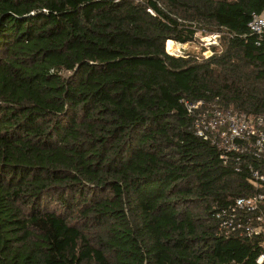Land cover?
I'll return each mask as SVG.
<instances>
[{
  "label": "trees",
  "instance_id": "trees-1",
  "mask_svg": "<svg viewBox=\"0 0 264 264\" xmlns=\"http://www.w3.org/2000/svg\"><path fill=\"white\" fill-rule=\"evenodd\" d=\"M264 0H0V264H257L216 210L263 195L187 104L264 114ZM217 34L210 55L166 51ZM252 162V161H251ZM254 163V162H252Z\"/></svg>",
  "mask_w": 264,
  "mask_h": 264
},
{
  "label": "built area",
  "instance_id": "built-area-1",
  "mask_svg": "<svg viewBox=\"0 0 264 264\" xmlns=\"http://www.w3.org/2000/svg\"><path fill=\"white\" fill-rule=\"evenodd\" d=\"M248 25L253 31L262 32L263 15L253 14ZM209 37V44H217V34ZM210 53L209 50L208 55ZM187 110L195 115L194 134L215 144L223 163L234 159L237 169L248 163L251 182H264V114L242 115L230 109H220L214 104L206 105L202 100L187 104ZM262 199L261 194L238 197L232 204L216 210L215 218L221 232L248 237L264 235V215L259 207ZM261 246L255 260L257 264H264V241Z\"/></svg>",
  "mask_w": 264,
  "mask_h": 264
},
{
  "label": "rangeland",
  "instance_id": "rangeland-1",
  "mask_svg": "<svg viewBox=\"0 0 264 264\" xmlns=\"http://www.w3.org/2000/svg\"><path fill=\"white\" fill-rule=\"evenodd\" d=\"M264 17V12H263ZM198 37L195 42L191 43H176V42H168L166 44V49L173 55H182L184 52L190 51V52H198L201 53L202 49L205 48V52H202L204 56H208L209 49V36L201 35L200 33H197ZM218 36V35H217ZM166 50V51H167ZM167 51V52H168ZM210 55V54H209Z\"/></svg>",
  "mask_w": 264,
  "mask_h": 264
},
{
  "label": "water",
  "instance_id": "water-1",
  "mask_svg": "<svg viewBox=\"0 0 264 264\" xmlns=\"http://www.w3.org/2000/svg\"><path fill=\"white\" fill-rule=\"evenodd\" d=\"M167 50V49H166ZM168 51V50H167ZM168 53H170L169 51H168Z\"/></svg>",
  "mask_w": 264,
  "mask_h": 264
},
{
  "label": "clouds",
  "instance_id": "clouds-1",
  "mask_svg": "<svg viewBox=\"0 0 264 264\" xmlns=\"http://www.w3.org/2000/svg\"><path fill=\"white\" fill-rule=\"evenodd\" d=\"M171 54V53H170Z\"/></svg>",
  "mask_w": 264,
  "mask_h": 264
}]
</instances>
